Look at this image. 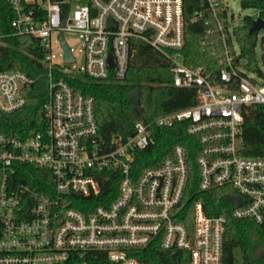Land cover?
<instances>
[{
    "label": "built area",
    "instance_id": "obj_1",
    "mask_svg": "<svg viewBox=\"0 0 264 264\" xmlns=\"http://www.w3.org/2000/svg\"><path fill=\"white\" fill-rule=\"evenodd\" d=\"M206 1L223 44L217 71L185 63L181 0H8L12 19L8 32L0 28V56L8 38H32L45 71L33 77L0 71V113L22 108L25 87L41 76L47 98L41 131L0 133V264H147L135 255L153 244L185 252L189 264H222L227 218L264 222V151L246 155L243 140L251 109L264 114V80L246 74L235 41L228 46ZM202 17L199 12L194 21ZM60 33L71 59L64 57ZM143 48L169 66L173 87L196 92V102L149 122L134 120L125 139H103L93 98L70 80L121 82ZM184 122L200 146L198 190L221 188L226 195L229 207L219 215H209L200 202L187 204L183 145L145 166L155 127ZM116 181L109 200L103 185Z\"/></svg>",
    "mask_w": 264,
    "mask_h": 264
},
{
    "label": "trees",
    "instance_id": "obj_2",
    "mask_svg": "<svg viewBox=\"0 0 264 264\" xmlns=\"http://www.w3.org/2000/svg\"><path fill=\"white\" fill-rule=\"evenodd\" d=\"M240 5L242 9H256L257 16L264 21V0H242ZM181 6L185 63L189 66L203 65L217 71V56L222 52L223 44L218 25L211 16V8L206 0H181ZM199 12L203 17L194 21V16ZM216 13L223 26L228 46L231 47L234 40L240 56L247 61L248 70L258 72L254 56L257 32L250 30L255 18L244 17L241 25H232L231 28L233 18L228 17L226 11L221 9H217ZM11 19L12 12L8 0H0V28L4 33L10 30ZM207 31L210 33L207 34ZM205 35L206 44H203ZM7 42L9 47L5 48L0 56V71L19 70L30 77L44 74L40 51L32 38L12 37L8 38ZM26 52L32 54L33 58ZM43 77L25 87L23 96L26 98V104L22 108L11 114L0 113L1 134L26 137L43 129L42 107L47 98ZM171 81L169 66L149 48H143L130 64L125 79L121 82H95L79 75L72 78L70 83L78 93L93 98L98 135L108 140L115 136L122 139L131 136L136 119L149 122L166 113L193 106L196 102V92L189 88H175ZM263 121L264 114L260 107L252 108L245 117L243 140L246 146L245 154L248 156L259 155L264 151ZM186 125L184 122L167 129L155 127V144L146 150L150 162L145 166L156 164L176 144L183 145L188 162V182L185 190L187 204L192 207L200 202L209 215H219L229 207L226 195L221 188L203 192L198 190L195 157L200 146L196 138L187 133ZM116 192L117 181L103 185L102 194L108 195L107 199H114ZM224 230L222 264H264V222L255 224L248 219L235 220L228 217ZM136 256L147 264H189L185 252L165 251L156 244L139 251Z\"/></svg>",
    "mask_w": 264,
    "mask_h": 264
},
{
    "label": "rangeland",
    "instance_id": "obj_3",
    "mask_svg": "<svg viewBox=\"0 0 264 264\" xmlns=\"http://www.w3.org/2000/svg\"><path fill=\"white\" fill-rule=\"evenodd\" d=\"M211 3H213L212 6H214V9H221L223 11H226L227 15L230 18H233L232 23L230 24L231 28L232 25H241L242 24V19L244 17H253L256 18L258 15V11L256 9L253 8H249V9H242L241 8V1L242 0H210ZM219 7V8H218ZM264 35V29H261L259 31H257V35H256V45L254 48V56H256V61H257V67H258V72L260 74L256 75L252 72L256 71H246V74H248L250 77H254L256 79V81L259 84H263V80H264V43H263V37ZM69 43L73 44L74 43V39L70 36H67ZM235 46V50L238 53V46L236 43H234ZM241 65H246L247 66V61L242 58L241 59Z\"/></svg>",
    "mask_w": 264,
    "mask_h": 264
},
{
    "label": "water",
    "instance_id": "obj_4",
    "mask_svg": "<svg viewBox=\"0 0 264 264\" xmlns=\"http://www.w3.org/2000/svg\"><path fill=\"white\" fill-rule=\"evenodd\" d=\"M252 22L253 23H252V26H251V29L250 30L257 32V31L263 29V27H264V21L260 17L257 16L255 19H253ZM59 39H60V45H62V47L64 49V57H65V59H71L72 56H71V54L69 52V48H68L67 44L65 43V40L63 38V34L62 33H60ZM241 57L242 56H238L239 59ZM110 66H111V64H110Z\"/></svg>",
    "mask_w": 264,
    "mask_h": 264
}]
</instances>
